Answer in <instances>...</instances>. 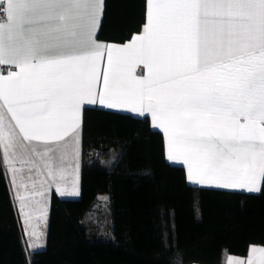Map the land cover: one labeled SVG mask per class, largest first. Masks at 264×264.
Wrapping results in <instances>:
<instances>
[{"label":"snow or ice","instance_id":"snow-or-ice-1","mask_svg":"<svg viewBox=\"0 0 264 264\" xmlns=\"http://www.w3.org/2000/svg\"><path fill=\"white\" fill-rule=\"evenodd\" d=\"M103 6L0 0V65L16 68L0 74V152L22 213L31 206L44 216L35 199L43 191L19 194L26 166L38 177L46 172L41 189L47 183L61 196L79 195V113L97 95L107 108L150 114L167 138L168 158L187 165L190 182L259 191L264 0H146L142 33L118 48L95 40ZM138 65L145 75H135ZM70 175L72 190H62ZM229 264H264V248Z\"/></svg>","mask_w":264,"mask_h":264},{"label":"trees","instance_id":"trees-1","mask_svg":"<svg viewBox=\"0 0 264 264\" xmlns=\"http://www.w3.org/2000/svg\"><path fill=\"white\" fill-rule=\"evenodd\" d=\"M144 21L145 0H105L98 37L122 43ZM81 138L80 196L52 193L41 250L27 248L0 165V264H223L264 246V179L259 193L189 184L146 116L85 107Z\"/></svg>","mask_w":264,"mask_h":264},{"label":"crops","instance_id":"crops-1","mask_svg":"<svg viewBox=\"0 0 264 264\" xmlns=\"http://www.w3.org/2000/svg\"><path fill=\"white\" fill-rule=\"evenodd\" d=\"M103 13H104V7H105V0H103ZM103 13H102V16L100 18V21H99V27L98 28H95L94 31H95V40L102 44V45H110L112 46L113 48H118V47H122V46H125L127 45L129 42L132 41L134 35H138L140 33H142V30H143V26L145 25L146 23V0H145V21H144V24L142 25V28L140 29V31L136 32V33H133L131 35V37L129 39H127L126 41L122 42V43H118V42H112V41H106V40H103V39H100L98 37V33H99V29H100V25H101V21H102V18H103ZM107 62V59H106V54H105V57L102 61V64H106ZM6 66V69L3 70V71H0V74H3V75H7V73L9 71H16V68L15 66L13 65H4ZM146 74V70L143 68V65H138L136 68H135V75H137L138 77L139 76H143ZM103 87V81H102V77L101 79L97 82V84L95 85V88L96 90L98 91L100 88ZM85 107H96V108H99V109H104V110H109V111H113V112H117V113H123V114H128V115H131V116H134V117H139V118H142L144 116L148 117L149 120H150V125L152 127V129L154 130H157L159 131L162 135H163V140H164V150H165V158L166 160L170 163V164H173V165H181L185 168V171H186V178H187V165L183 163L182 160H180L179 158H176V157H173L172 159H169L168 158V150H167V138L166 136L164 135V132L161 128L157 127V126H154L152 120H151V116L150 114H145L144 116H141L139 114V111L137 112H133L131 111V109L127 106L125 107H121V108H107L106 106H102L99 104V97L97 95V102L95 104H89L87 103V101H85L84 104L81 105V110H80V113H79V127L77 129V136H78V139H79V144H78V151H79V168H78V191H79V195L77 196H70V197H79L80 196V175H81V165H82V138H81V125H82V115H83V109ZM0 165H2L4 167V170L6 172V177H7V181H8V185H9V189H10V193H11V196H12V199L14 201V205L17 209V212H18V215H19V218H20V222H21V225H22V229H24L23 227V221L20 217V214H21V208L19 206L20 204V201L17 199V190L13 188V185H12V175L11 173L8 171V166L5 165L3 163V160H2V152H0ZM19 166V165H17ZM22 176H23V183L27 185V189L21 187L20 190H19V194L20 195H23L25 197H29L30 198V193H32L33 191H36V192H39V191H43L44 192V195L43 197H38V198H48L50 200L51 198V195L52 193H55L57 191H55L54 188H44L41 189L40 188V182L44 181L45 177H46V172H43V170L41 169V174L39 175V177L37 176V170L36 168H32L31 171L29 170V168L26 166L23 170V173H22ZM29 177H31V179H29ZM19 179V178H18ZM33 181H37L36 183V187L33 188ZM188 183L193 185V186H198V187H207V188H215V189H223V190H229V191H236V192H244V193H259L260 190H261V187H262V181L263 179L261 180L260 182V190L259 191H247L246 189H225V188H220V187H217L215 186L214 184L213 185H208V184H205V185H201L197 182H190L188 179H187ZM71 183H72V176L70 175L68 177V179L65 181L64 184H67L68 187H71ZM45 191L46 193H48V195L45 194ZM57 195V194H56ZM60 197V196H58ZM37 198V196L35 197V199ZM49 206H50V203H49ZM20 209V210H19ZM26 212L25 213H31V216H36V211L33 210V208L30 209V207L28 208H25ZM46 212V211H45ZM44 212V223L42 221V223L40 224L41 225V228L43 227L44 224L47 225L48 223V215H49V211L47 213V222H46V213ZM41 216V215H39ZM46 222V223H45ZM36 230H40V227ZM252 247H257V248H264V246H258V245H251L249 247L252 248ZM249 249H248V252L245 256H234V255H227L224 259V263L223 264H226V260L227 259H233V260H243V261H247L248 257H249ZM190 264H203V263H190Z\"/></svg>","mask_w":264,"mask_h":264},{"label":"rangeland","instance_id":"rangeland-1","mask_svg":"<svg viewBox=\"0 0 264 264\" xmlns=\"http://www.w3.org/2000/svg\"><path fill=\"white\" fill-rule=\"evenodd\" d=\"M43 187L46 189L50 188L47 183H45ZM51 188H54L55 191H57L55 186H51ZM61 189L65 190V191H71L72 190V188L68 187L67 184H62ZM45 194L48 195V193H46V191H45ZM56 194H57V196H60V198L75 199V197H70L68 195L61 196L58 191L56 192ZM38 197H39V195H37L36 200L41 201L40 206L43 208L44 212L46 211L45 213H46V222H47V213L49 211L50 200L46 197H45V199L44 198H38ZM19 206H20V204H19ZM31 208L32 207L30 206V209ZM25 212H26L25 209H24L23 213L21 211L20 217L23 221V227H24L23 234H24V238L26 241L27 248L31 252L41 250V249L45 248L46 241H47L46 240L47 225L44 224L42 228L40 225L42 223V221L44 223V217L39 216L40 212L36 211V216H31V219L29 220V219H27V213H25ZM39 227H40V230H36ZM229 260L230 259H227L225 263L229 264Z\"/></svg>","mask_w":264,"mask_h":264},{"label":"built area","instance_id":"built-area-1","mask_svg":"<svg viewBox=\"0 0 264 264\" xmlns=\"http://www.w3.org/2000/svg\"><path fill=\"white\" fill-rule=\"evenodd\" d=\"M6 69V66H4V65H0V71H3V70H5Z\"/></svg>","mask_w":264,"mask_h":264}]
</instances>
